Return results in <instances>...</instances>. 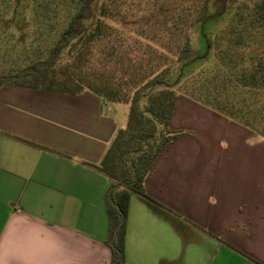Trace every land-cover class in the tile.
<instances>
[{
	"label": "crops",
	"instance_id": "obj_1",
	"mask_svg": "<svg viewBox=\"0 0 264 264\" xmlns=\"http://www.w3.org/2000/svg\"><path fill=\"white\" fill-rule=\"evenodd\" d=\"M126 125L88 91L0 88V264H110L99 165ZM170 129L145 181L162 207L130 197L126 263L264 264V137L183 95Z\"/></svg>",
	"mask_w": 264,
	"mask_h": 264
},
{
	"label": "trees",
	"instance_id": "obj_2",
	"mask_svg": "<svg viewBox=\"0 0 264 264\" xmlns=\"http://www.w3.org/2000/svg\"><path fill=\"white\" fill-rule=\"evenodd\" d=\"M32 1L50 26L33 41L22 34L14 42L0 21V88L88 91L107 103L130 105L126 127L99 165L112 179L105 197L110 264H127L130 197L134 193L162 207L146 193L145 181L159 155L182 133L170 129L179 95L264 137V0L237 5L225 25L207 35L203 56L191 34L208 25L214 0L185 2L170 13L154 10L140 18L129 0ZM5 15L0 8V20ZM122 18L138 21L137 27L124 31L118 27ZM17 46L21 50L15 55Z\"/></svg>",
	"mask_w": 264,
	"mask_h": 264
},
{
	"label": "rangeland",
	"instance_id": "obj_3",
	"mask_svg": "<svg viewBox=\"0 0 264 264\" xmlns=\"http://www.w3.org/2000/svg\"><path fill=\"white\" fill-rule=\"evenodd\" d=\"M102 0H97L96 5H99ZM131 12L135 13L137 18H140L141 14L149 13L150 11H158L160 14H167L174 11L176 8L184 4L185 2L192 1L193 5H198L199 0H129ZM256 0H214L209 5V22L205 28L200 26L196 27L191 34V42L199 56H203L206 51L205 38L208 34H213L225 25V22L232 16L236 6L246 2L253 3ZM32 0H0V8L6 14L5 18L0 21L9 27V33L12 36L14 42L18 41V38L23 34L27 42L37 39L38 36H44L42 34L45 30H48L49 24L43 22L40 14V10L36 11ZM138 25V21L132 19L122 18L118 27L122 28L126 32H130ZM14 54L20 53L21 46L15 47ZM208 58L212 53L208 51ZM202 61L197 64L195 69H199ZM189 99V98H188ZM264 99V94H263ZM191 100V99H190ZM193 101V100H191ZM194 103H197L193 101ZM198 105H201L197 103ZM203 106V105H202ZM120 117L123 118V123L128 122L130 105L128 103H119ZM232 121V120H231ZM134 199H137L134 196ZM138 201V200H137ZM181 247H179L180 249ZM181 250V249H180Z\"/></svg>",
	"mask_w": 264,
	"mask_h": 264
}]
</instances>
